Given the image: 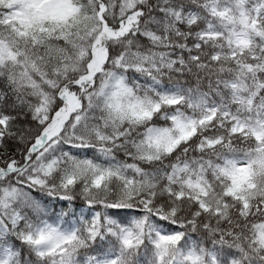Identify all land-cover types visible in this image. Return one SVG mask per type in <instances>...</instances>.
<instances>
[{
    "label": "snow or ice",
    "instance_id": "snow-or-ice-1",
    "mask_svg": "<svg viewBox=\"0 0 264 264\" xmlns=\"http://www.w3.org/2000/svg\"><path fill=\"white\" fill-rule=\"evenodd\" d=\"M0 264H264V0H0Z\"/></svg>",
    "mask_w": 264,
    "mask_h": 264
}]
</instances>
